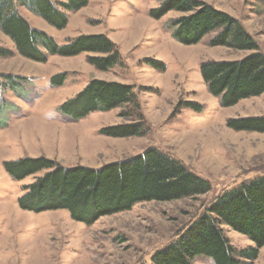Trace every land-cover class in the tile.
Wrapping results in <instances>:
<instances>
[{"label": "rangeland", "instance_id": "1", "mask_svg": "<svg viewBox=\"0 0 264 264\" xmlns=\"http://www.w3.org/2000/svg\"><path fill=\"white\" fill-rule=\"evenodd\" d=\"M32 26L53 35L59 44L80 35L106 34L118 58L107 69L88 60L99 52L60 55L48 51L46 62L19 54L1 31L0 73L19 78L15 92L5 89L0 111V264H153V253L182 234L224 190L264 173V132L234 129L230 119L264 116V94L223 106L204 81L201 66L213 60H239L252 53L212 45L220 31L186 44L175 36L171 10L152 15L161 0H89L68 12L64 28L50 25L22 0H11ZM58 2V0H55ZM239 20L264 53V0H201ZM161 61L155 65L147 59ZM66 72L63 84L53 75ZM93 79L132 85V99L112 109L75 116L61 106ZM19 100H18V98ZM141 122L145 131L126 137L102 133L119 123ZM156 147L208 179L212 187L195 196L136 203L131 210L105 215L88 225L66 208L30 211L20 206L26 185L54 168L23 179L7 163L46 157L65 167L99 168ZM237 250L254 246L251 239L221 224ZM192 264H215L201 255ZM252 264H264V246Z\"/></svg>", "mask_w": 264, "mask_h": 264}, {"label": "trees", "instance_id": "2", "mask_svg": "<svg viewBox=\"0 0 264 264\" xmlns=\"http://www.w3.org/2000/svg\"><path fill=\"white\" fill-rule=\"evenodd\" d=\"M22 1L50 25L60 29L69 22L67 13L77 11L89 0ZM171 10L186 13L172 22L175 36L181 42L196 43L209 32L219 29L211 40L212 45L253 51L239 60H213L202 64V77L210 92L221 97L223 106H232L242 99L264 94V53L239 20L201 0H161L160 5L152 10V15L161 18ZM0 28L20 55L37 62H46L48 51L64 56L83 51L99 52L103 55L91 56L88 60L105 70L118 58L116 44L104 33L84 34L70 43L59 44L49 32L32 26L11 0H0ZM10 51L0 47V57L7 56ZM147 61L163 64L153 58ZM66 75V72L53 75L52 85L63 84ZM19 78L0 73V111L6 98L3 91L15 92ZM132 89V85L93 79L61 109L75 116L86 115L96 109L109 110L130 101ZM228 124L238 130L264 132V116L234 118ZM101 131L110 136L126 137L143 134L145 127L141 122L119 123ZM7 167L17 179L45 168H54L25 186L27 192L20 198V206L37 212L66 208L73 219L88 225L102 216L131 210L139 202L195 196L208 192L212 187L208 179L156 147L99 168L84 165L65 167L43 156L8 162ZM208 208L182 234L153 253V264H192L201 255L213 259L215 264H252L264 246V173L222 191ZM223 223L247 235L254 246L240 250L234 248L221 227Z\"/></svg>", "mask_w": 264, "mask_h": 264}, {"label": "crops", "instance_id": "3", "mask_svg": "<svg viewBox=\"0 0 264 264\" xmlns=\"http://www.w3.org/2000/svg\"><path fill=\"white\" fill-rule=\"evenodd\" d=\"M18 98V97H17ZM18 100H19V98H18Z\"/></svg>", "mask_w": 264, "mask_h": 264}]
</instances>
